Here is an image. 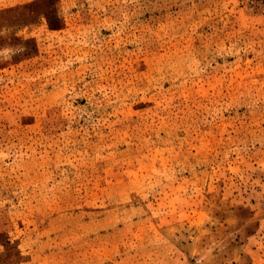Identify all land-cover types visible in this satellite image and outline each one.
<instances>
[{
	"label": "rangeland",
	"instance_id": "374dc122",
	"mask_svg": "<svg viewBox=\"0 0 264 264\" xmlns=\"http://www.w3.org/2000/svg\"><path fill=\"white\" fill-rule=\"evenodd\" d=\"M0 264H264V0H0Z\"/></svg>",
	"mask_w": 264,
	"mask_h": 264
}]
</instances>
